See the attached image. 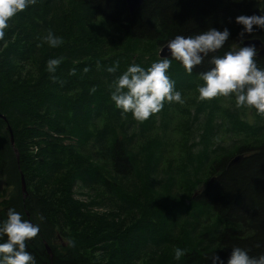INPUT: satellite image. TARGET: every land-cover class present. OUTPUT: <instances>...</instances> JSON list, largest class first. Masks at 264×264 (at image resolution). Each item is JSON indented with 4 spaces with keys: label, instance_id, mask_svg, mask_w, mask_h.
Here are the masks:
<instances>
[{
    "label": "trees",
    "instance_id": "trees-1",
    "mask_svg": "<svg viewBox=\"0 0 264 264\" xmlns=\"http://www.w3.org/2000/svg\"><path fill=\"white\" fill-rule=\"evenodd\" d=\"M68 1L65 8L63 0H35L9 20L0 38V221L14 209L39 225L37 236L26 241L35 264H211L212 255L227 264L233 247L250 257L264 254V118L256 121L250 145L202 154L207 169L202 179L191 177L197 188L181 201L177 178L137 149L136 138L149 132L153 115L136 121L110 99L116 76L129 64L149 67L160 59L157 50L177 35L230 31L223 48L192 75L173 59L167 74L175 83L179 75L200 80L211 55H223L242 40L264 41L260 29L242 38L243 26L235 22L240 15H261L264 5L146 0L131 15L125 0ZM97 20L117 27L119 36L108 33L103 42ZM49 31L62 38L60 46H38ZM53 58L61 63L49 73ZM254 59L264 68V56ZM117 64L116 73L106 71ZM237 154L243 160L228 168ZM74 186L94 204L75 200ZM176 248L185 251L179 261Z\"/></svg>",
    "mask_w": 264,
    "mask_h": 264
},
{
    "label": "clouds",
    "instance_id": "clouds-1",
    "mask_svg": "<svg viewBox=\"0 0 264 264\" xmlns=\"http://www.w3.org/2000/svg\"><path fill=\"white\" fill-rule=\"evenodd\" d=\"M34 3L35 0H0V38L9 27V20ZM257 3L264 5V0H257ZM235 22L243 26L239 34L242 38L256 29L264 30V9L261 8V15L237 16ZM229 37L230 31L226 27L223 30L209 28L191 36H175L166 44L170 55L154 61L147 68L129 64L115 77L110 86L111 101L122 113L130 112L133 119L140 122L160 112L165 102L183 104L181 92L176 90L175 82L167 74L172 60L178 61L186 73L192 75L193 69L223 48ZM39 39L53 48L63 43L52 31ZM241 45H233L223 55H211L208 61L211 67L198 74L202 81L197 87L198 99L232 97L237 109L254 108L257 115L264 116V68L258 67L254 59L258 49L254 44ZM60 63L61 59H49L48 72L55 73ZM117 69L118 64L106 71L114 74ZM71 74H75L74 70ZM38 232V224L22 219L20 213L9 209L7 219L0 221V264H35L34 257L26 250V241L36 237ZM184 255L183 249L174 250L175 260L179 261ZM210 260L211 264H224L216 255L210 256ZM227 264H264V254L258 258L250 257L244 249L233 247Z\"/></svg>",
    "mask_w": 264,
    "mask_h": 264
},
{
    "label": "rangeland",
    "instance_id": "rangeland-1",
    "mask_svg": "<svg viewBox=\"0 0 264 264\" xmlns=\"http://www.w3.org/2000/svg\"><path fill=\"white\" fill-rule=\"evenodd\" d=\"M63 3L68 8L69 1L63 0ZM96 25L103 42L109 41L110 35L119 36L115 26L108 28L98 20ZM46 44L41 39L38 41V46ZM99 46L103 48L101 44ZM147 54L150 52L147 51ZM177 77L179 80L175 83V88L181 92L184 103L165 102L161 111L149 118V132L136 139L137 149L148 157L149 162L162 165L163 173L173 174L177 178L175 195H179L178 200L183 201L184 196H190L197 188L196 185L193 186L194 180L191 177L202 179L207 169L201 155L209 151L211 157L219 156L225 150L232 153L237 147L250 145L254 137V125L256 121L261 123L264 116L254 115L251 108L237 109L232 97L201 101L198 99L197 87L202 82L187 75ZM197 110H200L198 116L194 115ZM152 118L157 122L156 125H152ZM211 125L216 128L211 130ZM220 143L223 146H219ZM0 185L5 187L2 181ZM66 185L67 180H64L63 186ZM90 197L85 190L73 187L75 200L92 205L95 200Z\"/></svg>",
    "mask_w": 264,
    "mask_h": 264
},
{
    "label": "water",
    "instance_id": "water-1",
    "mask_svg": "<svg viewBox=\"0 0 264 264\" xmlns=\"http://www.w3.org/2000/svg\"><path fill=\"white\" fill-rule=\"evenodd\" d=\"M146 0H125L127 7L129 9V12L131 15H133L135 13V11L137 9H139L145 2ZM248 44H254L255 47L258 49V57L260 56H264V42H262V40L258 39V38H254V39H247L243 41V45H248ZM170 55L168 53V50L166 49V44L161 48L160 52H159V56L161 58ZM0 117H4L2 114H0ZM11 131V128H10ZM12 132V131H11ZM11 142L12 145H14V138L13 136H11ZM17 153V150H16ZM18 155V153H17ZM244 158L243 154H237L234 157H232L230 159V161L228 162V168L234 167L236 166L238 163H240ZM22 179V190L24 193H26L27 189H26V185H25V181H24V177L23 175L21 176ZM46 249L48 254L50 255V257H53V250L51 248V246L48 243H45Z\"/></svg>",
    "mask_w": 264,
    "mask_h": 264
},
{
    "label": "flooded vegetation",
    "instance_id": "flooded-vegetation-1",
    "mask_svg": "<svg viewBox=\"0 0 264 264\" xmlns=\"http://www.w3.org/2000/svg\"><path fill=\"white\" fill-rule=\"evenodd\" d=\"M247 40V39H246ZM242 46V45H241ZM256 57H258V56H256Z\"/></svg>",
    "mask_w": 264,
    "mask_h": 264
}]
</instances>
